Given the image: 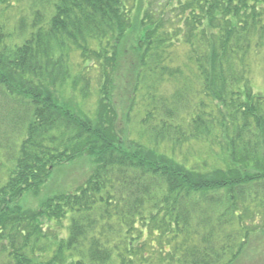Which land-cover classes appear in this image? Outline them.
Returning <instances> with one entry per match:
<instances>
[{
    "label": "trees",
    "instance_id": "trees-1",
    "mask_svg": "<svg viewBox=\"0 0 264 264\" xmlns=\"http://www.w3.org/2000/svg\"><path fill=\"white\" fill-rule=\"evenodd\" d=\"M256 66L264 0H0V264H241L264 246Z\"/></svg>",
    "mask_w": 264,
    "mask_h": 264
},
{
    "label": "rangeland",
    "instance_id": "rangeland-1",
    "mask_svg": "<svg viewBox=\"0 0 264 264\" xmlns=\"http://www.w3.org/2000/svg\"><path fill=\"white\" fill-rule=\"evenodd\" d=\"M252 79L257 90L264 92V66H256L254 68ZM91 168L92 163L88 159L66 165L51 177L47 186L44 188L43 198L50 194L75 190L89 176ZM35 203L34 201L33 204L36 205ZM64 224H67V221H64ZM255 245L257 244H254L253 248L256 249L251 250L241 264H264V246L262 244Z\"/></svg>",
    "mask_w": 264,
    "mask_h": 264
}]
</instances>
